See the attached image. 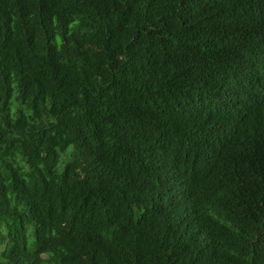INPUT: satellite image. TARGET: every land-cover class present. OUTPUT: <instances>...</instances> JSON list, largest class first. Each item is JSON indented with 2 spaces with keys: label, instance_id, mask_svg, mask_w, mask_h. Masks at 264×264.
Segmentation results:
<instances>
[{
  "label": "trees",
  "instance_id": "16d2710c",
  "mask_svg": "<svg viewBox=\"0 0 264 264\" xmlns=\"http://www.w3.org/2000/svg\"><path fill=\"white\" fill-rule=\"evenodd\" d=\"M0 264H264V0H0Z\"/></svg>",
  "mask_w": 264,
  "mask_h": 264
}]
</instances>
